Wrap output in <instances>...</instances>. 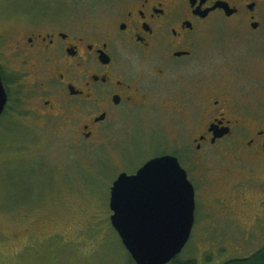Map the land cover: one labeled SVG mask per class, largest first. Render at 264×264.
Segmentation results:
<instances>
[{
    "label": "flooded vegetation",
    "instance_id": "1",
    "mask_svg": "<svg viewBox=\"0 0 264 264\" xmlns=\"http://www.w3.org/2000/svg\"><path fill=\"white\" fill-rule=\"evenodd\" d=\"M70 2L45 0L21 15L25 27L8 46L12 63L1 47L6 111L13 87L23 86L37 101L34 115L69 118L63 129L77 145L102 139L124 115L148 108L180 120L193 136L182 131L149 159L176 157L187 172L194 227L203 193L232 209L224 212L232 221L236 199L248 195L256 218L236 225L253 228L264 208V105L239 100L231 82L238 70H264V0H113L95 19L71 13ZM214 163L216 175H198ZM209 213L215 221L216 210Z\"/></svg>",
    "mask_w": 264,
    "mask_h": 264
},
{
    "label": "rangeland",
    "instance_id": "2",
    "mask_svg": "<svg viewBox=\"0 0 264 264\" xmlns=\"http://www.w3.org/2000/svg\"><path fill=\"white\" fill-rule=\"evenodd\" d=\"M43 1L0 0V49L4 46L1 52L9 63L8 46L26 24L21 15L34 12ZM113 4V0H72L66 5L81 18L95 19ZM263 72L237 71L231 83L239 100L264 105V79L259 77ZM12 90L13 101L0 117V264H135L111 224L112 184L121 173L133 175L156 153H163L168 139H180L184 130L193 134L179 128L180 120L148 108L124 115L102 139L77 145L63 129L69 118L59 121L34 115L35 98L23 86ZM215 168V163L204 172L200 167L198 175H216ZM251 200L246 195L235 202L236 219L248 225L256 218L249 209L252 205L248 206ZM253 202L256 208L258 202ZM212 209L215 221H209ZM231 210L201 193L197 223L177 264H223L264 247V208L258 211L260 219L253 228L238 227L237 220L224 213ZM218 222L225 224L219 227Z\"/></svg>",
    "mask_w": 264,
    "mask_h": 264
},
{
    "label": "water",
    "instance_id": "3",
    "mask_svg": "<svg viewBox=\"0 0 264 264\" xmlns=\"http://www.w3.org/2000/svg\"><path fill=\"white\" fill-rule=\"evenodd\" d=\"M8 94L0 76V117ZM111 224L135 264H170L189 243L195 189L178 159L163 156L135 175L121 174L111 190Z\"/></svg>",
    "mask_w": 264,
    "mask_h": 264
},
{
    "label": "trees",
    "instance_id": "4",
    "mask_svg": "<svg viewBox=\"0 0 264 264\" xmlns=\"http://www.w3.org/2000/svg\"><path fill=\"white\" fill-rule=\"evenodd\" d=\"M174 262L177 264V259ZM223 264H264V247L247 258L233 259Z\"/></svg>",
    "mask_w": 264,
    "mask_h": 264
}]
</instances>
